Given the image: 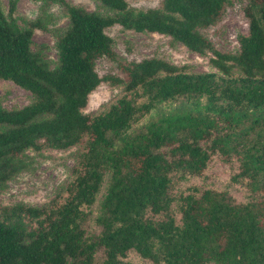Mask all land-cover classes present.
Listing matches in <instances>:
<instances>
[{"label": "trees", "instance_id": "1", "mask_svg": "<svg viewBox=\"0 0 264 264\" xmlns=\"http://www.w3.org/2000/svg\"><path fill=\"white\" fill-rule=\"evenodd\" d=\"M49 1L68 17L52 69L31 50L40 23L20 29L0 7V80L33 97L20 109L0 107V185L24 168L27 150L81 151L70 182L47 205H0V264H130L129 254L151 264H264V0H246L248 33L233 53L217 51L200 32L228 0H162L147 10L98 0L104 16ZM115 25L210 53L216 73L149 58L118 63L124 79L100 76L96 62L115 59L105 32ZM102 83L122 85V96L83 114ZM216 155L237 162L232 181L247 202L205 186L181 188ZM101 192L93 235L88 210Z\"/></svg>", "mask_w": 264, "mask_h": 264}, {"label": "rangeland", "instance_id": "2", "mask_svg": "<svg viewBox=\"0 0 264 264\" xmlns=\"http://www.w3.org/2000/svg\"><path fill=\"white\" fill-rule=\"evenodd\" d=\"M67 4L82 8L99 15H108L98 0H65ZM162 0H128V6L135 10L156 9ZM224 11L215 24L202 29L201 34L210 41L213 47L222 53H233L238 49L237 37L247 35L248 22L243 15L246 0H228ZM0 7L6 19L20 29L28 27L29 22H39L41 29L32 34L31 50L37 53L52 69L56 66L58 55L56 41L68 26L66 10L59 3L49 0H0ZM106 34L113 42L115 59H101L95 68L100 76L116 75L124 79L118 63L127 64L143 59L159 58L186 73H216L210 64V53L198 55L174 42L170 37L153 33H135L120 26L107 29ZM123 94V86L100 84L89 96L88 104L82 113L95 116L104 111ZM33 102L32 95L9 81L0 80V107L6 110L20 109ZM81 146L64 151L27 150L21 157L24 168L11 180L0 185V205L12 206L23 204L41 207L60 195L71 180L70 170L78 160ZM238 164L234 159L225 160L214 156L202 177L191 179L182 184L207 187L216 191H226L235 203L248 201L249 193L245 188L232 181L237 174ZM107 182L104 183L105 189ZM99 194L96 204L88 210L89 220L86 228L89 234H98L100 229L92 221L97 215ZM130 264H151L134 254H129Z\"/></svg>", "mask_w": 264, "mask_h": 264}]
</instances>
